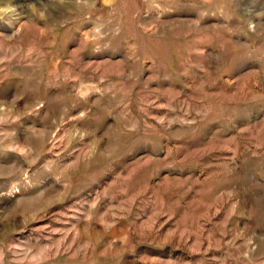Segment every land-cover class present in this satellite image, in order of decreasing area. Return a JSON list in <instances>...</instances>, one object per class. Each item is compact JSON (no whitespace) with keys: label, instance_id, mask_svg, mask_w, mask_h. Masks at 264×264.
<instances>
[{"label":"rangeland","instance_id":"rangeland-1","mask_svg":"<svg viewBox=\"0 0 264 264\" xmlns=\"http://www.w3.org/2000/svg\"><path fill=\"white\" fill-rule=\"evenodd\" d=\"M0 264H264V0H0Z\"/></svg>","mask_w":264,"mask_h":264}]
</instances>
